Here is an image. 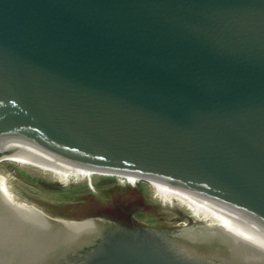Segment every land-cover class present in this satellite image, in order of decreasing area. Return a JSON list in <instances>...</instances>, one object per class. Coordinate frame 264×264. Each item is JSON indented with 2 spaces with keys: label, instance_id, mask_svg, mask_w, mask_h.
Segmentation results:
<instances>
[{
  "label": "water",
  "instance_id": "water-1",
  "mask_svg": "<svg viewBox=\"0 0 264 264\" xmlns=\"http://www.w3.org/2000/svg\"><path fill=\"white\" fill-rule=\"evenodd\" d=\"M1 150L184 183L264 222V0H0ZM94 216L76 240L8 184L0 264H264Z\"/></svg>",
  "mask_w": 264,
  "mask_h": 264
},
{
  "label": "bare ground",
  "instance_id": "bare-ground-1",
  "mask_svg": "<svg viewBox=\"0 0 264 264\" xmlns=\"http://www.w3.org/2000/svg\"><path fill=\"white\" fill-rule=\"evenodd\" d=\"M0 152L3 153L0 156V164L2 162H16L41 169L51 173L61 185L69 182H94L95 177L99 176L102 171L69 160L58 153L37 154L33 151L21 150H1ZM140 178L150 184L156 197L170 203L178 202L197 217L191 226L186 224L182 227L170 228L172 233L163 229L164 232L173 234L177 240L194 246V249L201 253L223 252L249 259H264V222L252 212L227 199L184 183L158 178ZM11 183L5 172L0 170L2 191L0 201L6 202L8 199V184L15 191ZM21 198L43 216H52L73 226L66 233L76 240H79L88 222H90V220L56 217L48 214L36 203ZM91 218L99 220V217ZM187 227H191L192 231Z\"/></svg>",
  "mask_w": 264,
  "mask_h": 264
},
{
  "label": "rangeland",
  "instance_id": "rangeland-1",
  "mask_svg": "<svg viewBox=\"0 0 264 264\" xmlns=\"http://www.w3.org/2000/svg\"><path fill=\"white\" fill-rule=\"evenodd\" d=\"M0 170L21 197L56 217L107 215L128 220L133 216L139 224L161 229L191 226L197 220L182 204L156 197L150 184L129 173L102 170L94 182L61 185L51 173L16 162H2Z\"/></svg>",
  "mask_w": 264,
  "mask_h": 264
},
{
  "label": "flooded vegetation",
  "instance_id": "flooded-vegetation-1",
  "mask_svg": "<svg viewBox=\"0 0 264 264\" xmlns=\"http://www.w3.org/2000/svg\"><path fill=\"white\" fill-rule=\"evenodd\" d=\"M112 218H116V219L119 220V221L124 220V219H121V218H119V217H112ZM129 218H132V220L134 221V223L139 224V223H137V222L134 220L133 216H130ZM69 219H70V218H69ZM78 219H82V220H90V221H96V218H90V217H86V218H78ZM122 222H123V221H122ZM139 225H142V224H139ZM167 230H168V232L172 233V231H171L170 229H167Z\"/></svg>",
  "mask_w": 264,
  "mask_h": 264
}]
</instances>
